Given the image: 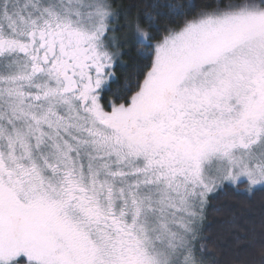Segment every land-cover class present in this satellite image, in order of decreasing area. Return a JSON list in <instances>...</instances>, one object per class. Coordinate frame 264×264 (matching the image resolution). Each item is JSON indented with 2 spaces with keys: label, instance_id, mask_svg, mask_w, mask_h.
Masks as SVG:
<instances>
[{
  "label": "snow or ice",
  "instance_id": "obj_1",
  "mask_svg": "<svg viewBox=\"0 0 264 264\" xmlns=\"http://www.w3.org/2000/svg\"><path fill=\"white\" fill-rule=\"evenodd\" d=\"M0 264H264V0H0Z\"/></svg>",
  "mask_w": 264,
  "mask_h": 264
},
{
  "label": "trees",
  "instance_id": "obj_2",
  "mask_svg": "<svg viewBox=\"0 0 264 264\" xmlns=\"http://www.w3.org/2000/svg\"><path fill=\"white\" fill-rule=\"evenodd\" d=\"M131 71H133V67L130 65V64H128V63H126L125 65H123L120 69H119V71H118V75H122L123 73H127V72H131Z\"/></svg>",
  "mask_w": 264,
  "mask_h": 264
}]
</instances>
